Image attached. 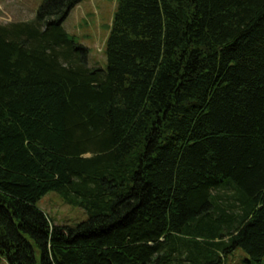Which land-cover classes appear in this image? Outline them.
<instances>
[{"label": "trees", "instance_id": "1", "mask_svg": "<svg viewBox=\"0 0 264 264\" xmlns=\"http://www.w3.org/2000/svg\"><path fill=\"white\" fill-rule=\"evenodd\" d=\"M82 1L0 25V258L262 263L264 0H117L105 68L63 26Z\"/></svg>", "mask_w": 264, "mask_h": 264}, {"label": "rangeland", "instance_id": "2", "mask_svg": "<svg viewBox=\"0 0 264 264\" xmlns=\"http://www.w3.org/2000/svg\"><path fill=\"white\" fill-rule=\"evenodd\" d=\"M43 0H0V25L35 19ZM117 8V0H83L70 13L63 26L89 50L91 67H106V41ZM229 193V191H225ZM52 225L75 227L88 219V213L67 204L57 192H49L38 202ZM249 256L241 249L226 257V264H249ZM0 264H8L0 258ZM259 264H264V261Z\"/></svg>", "mask_w": 264, "mask_h": 264}]
</instances>
